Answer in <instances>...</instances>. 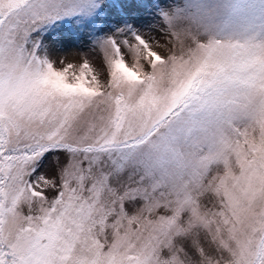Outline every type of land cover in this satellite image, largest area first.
I'll list each match as a JSON object with an SVG mask.
<instances>
[{
	"label": "snow or ice",
	"instance_id": "snow-or-ice-1",
	"mask_svg": "<svg viewBox=\"0 0 264 264\" xmlns=\"http://www.w3.org/2000/svg\"><path fill=\"white\" fill-rule=\"evenodd\" d=\"M0 264H264V0H0Z\"/></svg>",
	"mask_w": 264,
	"mask_h": 264
},
{
	"label": "rangeland",
	"instance_id": "rangeland-1",
	"mask_svg": "<svg viewBox=\"0 0 264 264\" xmlns=\"http://www.w3.org/2000/svg\"><path fill=\"white\" fill-rule=\"evenodd\" d=\"M176 2L179 3V4H182V3H183V0H176ZM62 55H67V56L69 57V59H72L73 56L78 57L79 55H82V54H81V53H77L75 50H73V51L70 52V53H65V54H62ZM87 55H88V57L92 60V62H93L94 64H98V63H99V60L96 59V58H94V57H93V54H91V53H87Z\"/></svg>",
	"mask_w": 264,
	"mask_h": 264
}]
</instances>
